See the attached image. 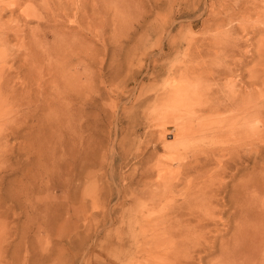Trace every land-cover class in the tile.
<instances>
[{"label": "rangeland", "instance_id": "374dc122", "mask_svg": "<svg viewBox=\"0 0 264 264\" xmlns=\"http://www.w3.org/2000/svg\"><path fill=\"white\" fill-rule=\"evenodd\" d=\"M72 1L64 9L65 0H0V66L7 71L0 139L10 134L0 140V151L8 148L0 152V264H129L131 256L140 264L152 212L144 192L157 180L143 173L195 168L194 158L217 146V139L183 137L179 128L240 122L228 131L239 138L262 129L253 108H204L228 105L227 97L238 107L264 105V0ZM53 14L65 15L64 28L46 23ZM218 17L226 19L223 30L243 24L261 31L224 36ZM75 19L83 21L76 26ZM215 42L229 46L228 56L217 55ZM50 62L57 80H69L65 98H57L62 83L42 86L55 73L46 69ZM207 69L214 80L204 78ZM176 83L178 95L188 88L179 103L167 91ZM203 171L197 188L210 186L219 166ZM217 246L212 262L222 258Z\"/></svg>", "mask_w": 264, "mask_h": 264}, {"label": "bare ground", "instance_id": "6f19581e", "mask_svg": "<svg viewBox=\"0 0 264 264\" xmlns=\"http://www.w3.org/2000/svg\"><path fill=\"white\" fill-rule=\"evenodd\" d=\"M47 1L49 2V0ZM65 1L66 2L61 4L64 9L69 5L70 1L72 2V5L75 4L72 0ZM78 7L79 6H75V9L78 10ZM213 10L211 11L213 12ZM54 14L52 19L49 18L46 23H51V27L53 28H64L67 21L64 17L65 15L59 16ZM74 18L77 17L74 16ZM80 18L84 19V15ZM220 19L221 20H215L219 25L217 31L222 35L224 34V36L236 33L238 28L242 32H245V36L250 37L257 35L259 33L258 31H261V29H253V27H251V31H248L246 28L248 25L245 26L240 24L241 21L239 22L240 26L238 28L230 27L228 30H223L224 28L222 29L221 27H224L222 24L226 19L225 17ZM75 21L77 20L75 19L74 23ZM82 21L83 20H81V22ZM81 22L77 21L76 24L78 25H75L79 26ZM230 22L231 19L229 18L228 23ZM40 24L42 25V23ZM60 37L65 39L64 36ZM218 37L220 36L218 35ZM68 47L71 48V46ZM214 47L217 55L221 54L222 58L228 56L230 52L229 46L223 42H215ZM57 50L59 51V48ZM77 57H79V55ZM50 63L46 65V69H48V72L54 70L55 73L53 72L54 74H49L48 79L44 81V84L42 83V86L47 84L55 87V85H60L62 83L63 87L60 91L63 90V92L59 93L57 98H65V92L68 90L67 87L69 80L65 76H62V73L60 74L61 77H59L60 80L59 78L57 80L56 78L58 76H56V73L59 74V70L55 67L57 65ZM180 70H182L180 67L178 69L174 67L172 74L179 75ZM5 73H7V71H5L3 65H1L0 79H2V81H0V86L2 85V82L4 83V78H7ZM214 75V71L207 69L204 78L208 80L210 77L214 80ZM7 82L8 80L6 79L5 83ZM255 85L254 88L258 86ZM41 88L43 89V87ZM180 88L183 90L181 95H178L179 86L177 83L174 84L172 88H167L168 95L172 98V101L176 103H179V101L181 102L182 96H187L188 94L186 93L188 89L187 87L180 86ZM207 91L209 92L207 88H205L203 93L202 90L199 91L200 94L202 93V97H199L198 99L200 103L205 99L204 96L208 94ZM230 92H233L231 96H235L234 91L230 90ZM250 93L253 92L250 91ZM255 93L261 95L260 93H262V91L255 90ZM52 97H50L49 100L53 99ZM259 99L260 98L256 99L257 102L255 104H259L262 101H259ZM198 100L194 105H199ZM226 100H228L226 102L228 105L215 104L214 107H209L208 105L204 109L207 112L215 113L221 110H223V112L226 110L232 111V109H236L237 111H248L253 108L256 115L252 119H256L257 123H262V129L257 131V135L253 133L249 138H239L234 131H228L230 129H240L239 126L242 124L240 122H235L233 125L232 123L226 124L224 121L219 123V120L216 122L219 123V125L215 127L214 130L211 129V126L206 129L204 126L199 125L192 129L187 127L179 128L183 133V137H188L189 139H217L216 142L212 143V145L217 144V146L202 151L198 157H195V168L192 165H189L185 171L160 172V170L156 169L143 173V176L154 177L157 178V180L150 183L149 187L147 186V191L145 190L146 192H144L145 197L148 195L146 198V207L149 205L152 212L146 221L148 223L147 227L144 229L142 228V231H145L144 236L147 238H144L147 240L144 244L148 245V254H145L147 258L143 262H140V264H253L258 258L262 259V262H264V136L260 135L264 131V123L261 121L262 119H259V117L264 119V105H258V107H256V105H249V103H241L240 105L242 106L238 107V103L234 102L233 97L232 99L227 97ZM233 119L235 118L232 117L231 120ZM229 122L231 121L229 120ZM169 130L170 129H168V131ZM9 135L10 134L8 133L5 134L0 140L5 143ZM183 143H185V141ZM0 152L4 153L3 155H6L8 153V148L7 151ZM211 164H217L219 166L218 173L212 179L210 186L206 188H197L196 183L203 182L206 179L207 172H204L203 170ZM191 173H196V175L190 178ZM181 184H183V188L177 190L178 186ZM178 201L179 203H177ZM164 206L166 208H164ZM167 213L169 214L168 216L171 215V217H167L165 222L161 224L158 223L159 225H157L156 220L159 219L160 221V218L158 217L162 216V219H164V216L167 215ZM136 225L134 224L133 226ZM147 232L151 233L149 237L147 236L149 234ZM216 246L218 247L217 249L220 251L222 258L221 260L212 262L209 256L216 251ZM119 250L120 249H117V253ZM122 253L123 252L121 251L118 253L119 258L117 261H119V263L121 261ZM136 257L137 256L129 257L127 260L128 263L132 264L131 261L136 259Z\"/></svg>", "mask_w": 264, "mask_h": 264}]
</instances>
